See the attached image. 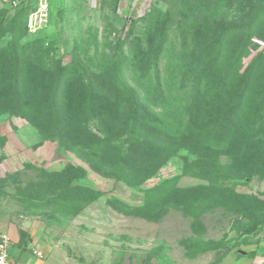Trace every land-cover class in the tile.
<instances>
[{"label":"rangeland","instance_id":"obj_1","mask_svg":"<svg viewBox=\"0 0 264 264\" xmlns=\"http://www.w3.org/2000/svg\"><path fill=\"white\" fill-rule=\"evenodd\" d=\"M10 1L0 0V230L12 239L11 256L19 264H264V172H253L247 152L264 150V17L249 53H235L264 0L202 7L194 0ZM224 36L225 50H214L205 65L220 57L235 92L248 79L261 107L246 130L218 112L215 86L194 119L173 97L187 94L175 88L185 59ZM148 40L162 51L158 70L168 95L161 103L136 75ZM123 85L143 109L135 130L117 96ZM87 131L100 138L91 137L93 159L72 134ZM106 134L116 153L101 142ZM129 140L151 142L156 153H143L152 161L116 159ZM70 163L86 170L72 181L85 191L77 213L51 200L45 180V172ZM198 186L225 200L204 196L208 202L191 212L167 200L175 189Z\"/></svg>","mask_w":264,"mask_h":264},{"label":"trees","instance_id":"obj_2","mask_svg":"<svg viewBox=\"0 0 264 264\" xmlns=\"http://www.w3.org/2000/svg\"><path fill=\"white\" fill-rule=\"evenodd\" d=\"M194 1H196L202 7L203 4L208 0ZM230 1L238 4L242 3L244 0ZM263 17L264 5L260 6L255 11L252 20L248 23V27L246 28L245 37L240 43V45L236 47L237 49L235 53H249L248 47L252 44L251 38L254 35H257L255 26L256 24H258L259 19H262ZM241 26L243 25L236 27V29L234 30L237 36H241ZM134 39L139 40V38L135 37ZM225 39H227V36L220 37L216 39L213 44L208 48L197 50V55L193 57L189 56L185 59L183 69L179 74V78L177 80V85L175 86V88L177 91L183 90L187 92V94L185 95V97H177V95H179L180 93H176L174 91L173 97L174 99H176V101L179 100L181 102L183 115H185L187 118L194 119L195 116L199 115V112L203 111V109L205 108L207 93L212 86H215L217 88V101L218 104H220V108L217 107V109H219L218 112H222L225 114L224 119L229 122V125L246 130V127L254 125L253 122L256 120L258 115L257 110L260 109L258 107H261V104L257 103V97L255 93L247 87L249 86L248 79H244L240 89L235 92L233 88L235 87V83L237 81L234 82L233 77H230V75H228L222 70L220 57H215V59L211 63L205 65V62H207L208 58L211 56V53L214 50H217L219 53H223V50H225ZM150 40H148L149 42H147L146 44L148 47H146V49L144 50L147 55L142 60H140L141 64L137 68L138 73H136V75L140 82L149 83L152 86L151 89H143L146 95L150 96V100L155 103H161L162 101L166 100L165 98L168 95L165 92L164 85L162 84V82H160V75L158 70L160 60L159 53H162V51L161 49L158 50V43H152ZM197 46L198 45H194L192 46V48H197ZM256 47L257 46H255L254 49ZM14 60L15 65L13 68L12 80L15 82V89H17L16 83L18 76V60L16 55L14 56ZM249 74H251V71ZM117 96H119L122 100L125 101V106L128 110V114L125 120L128 121L131 119L133 124V130H135L137 127L136 123H139L140 111L142 112L143 109L139 106L136 96L132 92V90L126 88L124 85L118 88ZM229 106H231V108H229ZM72 134L78 137H82V145L83 147H85L84 149L86 151V154H88L93 159L96 153L94 148L98 146V143L91 142L90 140L92 136L94 137V139L100 138L96 137L95 135H92V133L88 131L86 132L85 136H83V133L72 132ZM106 141L108 142V148L110 146L111 148L109 149L116 153L117 146L113 145L112 137L109 134L104 135V137L101 139L102 143ZM151 146L152 143L148 141H138L137 144H134L133 140H129L126 152L122 156L115 158L124 163H127L129 160L130 162L137 161L136 158H141V160L143 159L144 162H151L153 156L151 154L143 153L145 152V150L149 151L150 149V151L155 152L152 150ZM247 152L248 155H253V159L252 161L250 160L249 164L252 170H254L253 172L263 173L264 150L247 149ZM142 153L143 155H141ZM102 154L104 153L99 152L98 156ZM141 160L138 162L141 163ZM202 162L203 161H194L193 163L198 166V164ZM156 164L153 169H148V171H146V174L153 173L154 168L159 166L161 163L157 165ZM131 166L133 167L134 165ZM203 167L205 166L203 165ZM97 170L99 171L100 169ZM85 174L86 170L84 168L71 163L67 164L60 171L45 172V177H47V179L45 180L51 188L49 194V196H51V200L59 205H62L61 207H63L64 209H67L68 207H73V209H71L72 212L77 213L78 210L82 208V206L77 204L78 200L79 198L83 197L82 195L85 191L81 190L80 192L78 190L79 187L77 188V186L74 185L72 181L84 177ZM195 190L192 192L185 189H175L173 195L169 196L167 200H171L172 205L180 204L181 207L186 208L185 212H191L192 209L196 208L198 203L202 206L203 202H208L204 196H211V198H214L216 202H218L217 200L219 198L225 200V197L219 194V192L216 191L215 188L210 189L207 186H198ZM34 195L38 196L39 194L36 193ZM196 196H200V198L195 199ZM92 198H96V196ZM32 201L33 200L30 199L28 200V203ZM126 209L131 214H144L143 208L138 209L126 207ZM148 218H152V216H148ZM261 222H263V219H261L258 223ZM256 225L257 224L254 225V228Z\"/></svg>","mask_w":264,"mask_h":264},{"label":"built area","instance_id":"obj_3","mask_svg":"<svg viewBox=\"0 0 264 264\" xmlns=\"http://www.w3.org/2000/svg\"><path fill=\"white\" fill-rule=\"evenodd\" d=\"M18 0H11L10 3L16 4ZM13 244L8 232L0 230V264H19L9 253V247ZM35 255L38 260L44 258V249L35 250Z\"/></svg>","mask_w":264,"mask_h":264}]
</instances>
